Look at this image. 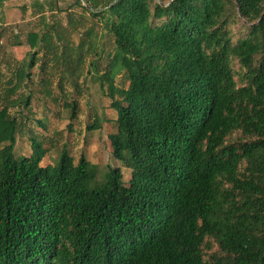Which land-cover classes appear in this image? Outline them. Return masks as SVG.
Instances as JSON below:
<instances>
[{
  "label": "trees",
  "instance_id": "16d2710c",
  "mask_svg": "<svg viewBox=\"0 0 264 264\" xmlns=\"http://www.w3.org/2000/svg\"><path fill=\"white\" fill-rule=\"evenodd\" d=\"M31 1L37 18L10 44L24 54L7 72L0 64V264H264V0H74L70 28L58 0ZM74 7L116 44L101 76L92 30L71 38L85 27ZM90 54L127 183L122 167L98 179V165L66 147L52 164L36 135L31 154L15 152L38 119L31 87L53 96L50 72L83 71ZM68 106L75 117L78 103Z\"/></svg>",
  "mask_w": 264,
  "mask_h": 264
},
{
  "label": "rangeland",
  "instance_id": "374dc122",
  "mask_svg": "<svg viewBox=\"0 0 264 264\" xmlns=\"http://www.w3.org/2000/svg\"><path fill=\"white\" fill-rule=\"evenodd\" d=\"M31 0H8L2 10L4 18L2 23L6 27L5 36L0 40V64L3 70H7L6 61L11 63L21 60L25 47H12L13 31L21 30L22 38L26 37V33L32 28L31 22L37 18L34 9L31 6ZM58 4L64 10L59 12L62 18L63 28H70L69 8L74 4V0H58ZM27 6L26 11L22 8ZM76 18L82 20L85 27L74 30L71 38L75 45L80 44L83 40L89 41L86 30L91 29L96 42L99 45L102 55L99 58L100 76L105 70L108 61L114 56L116 44L113 37L103 27V24L97 18L90 14L84 15L81 8L74 7ZM1 23V21H0ZM242 23L234 26L235 31L242 29ZM68 35V34H67ZM92 54L87 57V64L83 71L72 74L71 71L60 69L57 67L50 73L54 79V95L43 96L39 92V86L33 85L32 103L37 110V120H42L44 125L38 124V121L28 120L23 130L17 138L15 152L17 156L29 155L32 152L31 137L39 136L48 149L47 158L52 164L58 163L64 147L69 149L70 153L79 159L82 153L86 154L88 159L98 165V179H103L109 170V167H122L124 173V182L130 179L131 169L123 166L121 160L115 158L112 153V146L109 139L110 133L115 130V120L117 113L111 106L112 98L109 96L107 88L101 85V78L91 69L89 62L94 56ZM96 59V58H95ZM35 70V69H34ZM36 70H39L37 67ZM7 72V71H6ZM37 76V75H36ZM65 79V85L59 88L57 82ZM69 79V80H67ZM74 79L79 82V87L75 88ZM39 77H36V81ZM122 74L117 76L116 82L122 84L124 81ZM3 90H0V95ZM30 93L29 87H22L17 96L27 95ZM76 101L78 110L75 117L72 118V106H68L69 102ZM2 101L0 100V104ZM2 106V105H1ZM0 106V107H1ZM21 107H12V115L18 114ZM26 113L23 109L21 113ZM28 114V113H27ZM101 125L98 129H89L95 121ZM32 130V131H30ZM240 133L234 134L231 139L236 140ZM217 246L213 250H216Z\"/></svg>",
  "mask_w": 264,
  "mask_h": 264
}]
</instances>
